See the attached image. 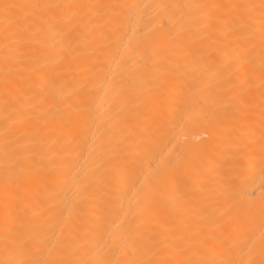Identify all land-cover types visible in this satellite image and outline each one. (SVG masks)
<instances>
[{"label": "bare ground", "instance_id": "6f19581e", "mask_svg": "<svg viewBox=\"0 0 264 264\" xmlns=\"http://www.w3.org/2000/svg\"><path fill=\"white\" fill-rule=\"evenodd\" d=\"M0 264H264V0H0Z\"/></svg>", "mask_w": 264, "mask_h": 264}]
</instances>
